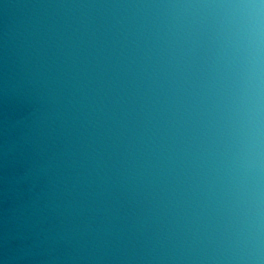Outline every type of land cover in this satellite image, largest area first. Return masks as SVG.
Returning <instances> with one entry per match:
<instances>
[{
  "label": "water",
  "instance_id": "1",
  "mask_svg": "<svg viewBox=\"0 0 264 264\" xmlns=\"http://www.w3.org/2000/svg\"><path fill=\"white\" fill-rule=\"evenodd\" d=\"M0 264H264V0H0Z\"/></svg>",
  "mask_w": 264,
  "mask_h": 264
}]
</instances>
